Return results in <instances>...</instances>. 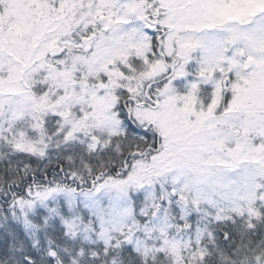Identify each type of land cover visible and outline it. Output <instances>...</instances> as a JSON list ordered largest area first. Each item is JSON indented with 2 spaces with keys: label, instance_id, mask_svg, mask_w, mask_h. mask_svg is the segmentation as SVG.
Here are the masks:
<instances>
[{
  "label": "snow or ice",
  "instance_id": "6c2138e0",
  "mask_svg": "<svg viewBox=\"0 0 264 264\" xmlns=\"http://www.w3.org/2000/svg\"><path fill=\"white\" fill-rule=\"evenodd\" d=\"M0 264H264V0H0Z\"/></svg>",
  "mask_w": 264,
  "mask_h": 264
}]
</instances>
